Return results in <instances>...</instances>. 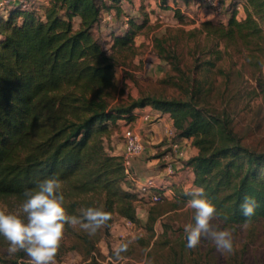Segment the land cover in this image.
Masks as SVG:
<instances>
[{
    "label": "trees",
    "instance_id": "trees-1",
    "mask_svg": "<svg viewBox=\"0 0 264 264\" xmlns=\"http://www.w3.org/2000/svg\"><path fill=\"white\" fill-rule=\"evenodd\" d=\"M114 5L51 0L44 10L14 6L0 14V193L23 197L55 176L68 214L103 202L106 211L137 221L136 193L125 185L122 157L109 150L105 137L112 132L109 121L131 119L136 109L152 106L171 113L178 137H193L199 151L187 163L221 219L243 222L240 203L246 196L257 202L251 220L264 217V150L244 143L229 116L191 98L145 95L111 102L116 63L94 29ZM245 7L244 20L237 19L234 6L228 8L229 32L262 30L264 0H245ZM135 24L115 34L114 44L131 42ZM157 41L164 54V39ZM186 192L176 200H188Z\"/></svg>",
    "mask_w": 264,
    "mask_h": 264
},
{
    "label": "rangeland",
    "instance_id": "rangeland-1",
    "mask_svg": "<svg viewBox=\"0 0 264 264\" xmlns=\"http://www.w3.org/2000/svg\"><path fill=\"white\" fill-rule=\"evenodd\" d=\"M233 1L225 12H217L208 6L201 11L195 0H122L115 5L107 0L118 18H124L96 36L116 63L111 102L145 95L198 100L207 109L229 116L244 143L264 150V24L262 30L229 32V7L234 6L239 20L247 15L245 0ZM11 8L0 14L7 15ZM132 21L134 39L125 46L114 44L118 26L127 23L129 29ZM159 38L167 47L164 54ZM109 125L112 131L120 129L117 122ZM110 136L105 137L109 150ZM130 188L136 193L138 220L110 212L111 220L94 236L66 226L56 264H141L146 257L152 264H264V217L251 220L247 229L243 222L226 223L219 216L213 220L214 226L232 231L235 254L222 255L207 239L189 249L184 229L194 223V211L186 207L187 200L151 203L133 184ZM23 198L0 193V209L18 212ZM93 207L105 210L103 202ZM129 240L124 260L117 262L113 245ZM7 247L0 236L2 264H29L23 252L9 255Z\"/></svg>",
    "mask_w": 264,
    "mask_h": 264
},
{
    "label": "clouds",
    "instance_id": "clouds-1",
    "mask_svg": "<svg viewBox=\"0 0 264 264\" xmlns=\"http://www.w3.org/2000/svg\"><path fill=\"white\" fill-rule=\"evenodd\" d=\"M186 195L190 196L186 207L194 211V223L187 224L184 229L186 247L194 249L202 239H207L222 255L235 254L237 248L232 231L220 229L212 223L219 214L204 188H195ZM23 197L18 212L0 209V236L8 244L9 255L23 252L29 258V264H56L66 226L79 227L89 236H94L112 218L103 207H86L79 210V215L68 214L62 183L55 176L40 180L34 189L26 190ZM256 207L257 202L251 196H246L240 203L244 229L255 215ZM131 243L129 240L113 245L117 262L124 260L122 253ZM141 264H152V261L146 257Z\"/></svg>",
    "mask_w": 264,
    "mask_h": 264
},
{
    "label": "crops",
    "instance_id": "crops-1",
    "mask_svg": "<svg viewBox=\"0 0 264 264\" xmlns=\"http://www.w3.org/2000/svg\"><path fill=\"white\" fill-rule=\"evenodd\" d=\"M122 2V0H120ZM224 9L232 0H223ZM201 7V11L206 9V5L201 0H195ZM47 5H42V9ZM41 9V10H42ZM44 10V9H43ZM114 6L109 9H105L101 21L95 27V35L97 32L101 33L106 31V26L111 24L117 26L119 22L124 20L123 17H119L116 13ZM225 12V11H223ZM109 13L112 14V18H109ZM80 16L74 17L75 27L80 25ZM127 26L126 24L119 25L115 34L124 33ZM112 37V36H109ZM147 112L153 113L155 119L149 120L145 117ZM120 124V129H114L111 133V151L114 154H120L124 147V129L127 126H133L140 131L145 142V148L143 152L137 156L133 161V172L139 177L146 178L148 176H154L156 181L161 186L162 190H166L169 194L167 199H176L177 194L181 191H192L195 188H199L195 185V172L192 167L187 163L188 159L193 155H196L199 148L193 143V137L180 136L173 137L170 134V130H177L174 118L170 112H165L156 109L152 106H145L138 108L134 112V116L131 119L118 118L116 120ZM178 142V147H173V141ZM180 152H184L180 154ZM173 162L175 166L174 173L168 171L167 165ZM133 184L132 179L127 176L126 186Z\"/></svg>",
    "mask_w": 264,
    "mask_h": 264
},
{
    "label": "built area",
    "instance_id": "built-area-1",
    "mask_svg": "<svg viewBox=\"0 0 264 264\" xmlns=\"http://www.w3.org/2000/svg\"><path fill=\"white\" fill-rule=\"evenodd\" d=\"M204 5L213 8L215 11L220 12L224 10V1L223 0H201ZM51 0H0V10L10 8L11 6H20L26 9H36L41 10L42 5H49ZM8 11V10H7ZM109 18H112V14L109 13ZM145 117L149 120L155 119L153 113L147 112ZM170 134L173 137H177V130H170ZM124 147L119 155H121L125 172L129 176L133 185L135 186L136 191H138L142 196L147 198L151 203H158L166 200L169 197V194L166 190H162L159 183L156 181L154 176H148L146 178L139 177L133 172V161L139 156L144 148L145 142L140 131L135 129L133 126H127L124 129ZM173 147H178V142L172 140ZM184 152H180L183 154ZM168 171L174 173L175 166L173 162H170L167 165Z\"/></svg>",
    "mask_w": 264,
    "mask_h": 264
}]
</instances>
